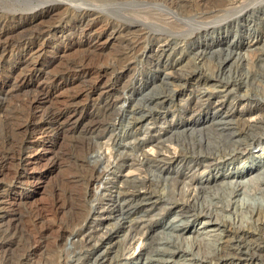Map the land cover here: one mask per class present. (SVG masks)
I'll list each match as a JSON object with an SVG mask.
<instances>
[{
	"label": "rangeland",
	"instance_id": "rangeland-1",
	"mask_svg": "<svg viewBox=\"0 0 264 264\" xmlns=\"http://www.w3.org/2000/svg\"><path fill=\"white\" fill-rule=\"evenodd\" d=\"M64 1L0 0V264H232L217 243L241 237L264 253V2L142 39L113 5L160 0H79L103 8L84 17ZM161 144L168 163L143 159ZM137 177L149 190L120 196Z\"/></svg>",
	"mask_w": 264,
	"mask_h": 264
},
{
	"label": "bare ground",
	"instance_id": "bare-ground-1",
	"mask_svg": "<svg viewBox=\"0 0 264 264\" xmlns=\"http://www.w3.org/2000/svg\"><path fill=\"white\" fill-rule=\"evenodd\" d=\"M78 1L79 0H74V2L73 1L71 2L70 0H65L62 3H59L60 2L59 1L58 4L76 7L80 11L82 17L87 16L90 13L97 11L99 9H103V8H100V6L94 5L95 3H92L94 1L90 2V4H87L83 1H81V4H79L80 2H78ZM75 2L78 3L79 5L78 4L75 5ZM261 2H264V0H221V2L218 3L220 6L219 7L217 6L218 7L217 8L215 6H209L208 2H206V0H160L159 3L158 2H154V3L152 2L149 5H147V3L138 4L137 2H134L135 4L132 3V6L130 8H127V6L124 7L125 5L123 6L121 4L124 2L116 1V4H114L113 6H115L114 9L120 10L121 13H124V14H126L125 12L129 13L128 15L126 14L128 16V19L127 18L126 19L123 18V20H121L122 18L118 19V23L116 22L117 28H119L122 31H126V32L142 31L143 32V38L142 39H145V38L148 39L154 33L152 29H154L155 27L160 28L162 30L169 31V32H173V34L174 33L192 34V33L198 32L200 30H204V28L208 27V25L211 23H216V22H220L222 20L228 19V17H230L232 14L237 13L238 11L244 10L246 7H248V5L259 4ZM50 3H52V1ZM240 4H242V5H240ZM23 6H24V4H23ZM94 14H93V16H94ZM124 14H121V17L125 16ZM90 19H91V16H90ZM85 25H87V24H85ZM165 34H169V33H165ZM138 40H139V38H137V40L134 42H130V45L133 46V44L136 43ZM158 41H161L165 44L167 42V39H166V37H164L163 39H160ZM133 48H135V46L132 47V49ZM225 56H228V54ZM230 56H231V54H230ZM186 72H187V74L194 73L193 71L192 72L186 71ZM166 97H167L166 93L162 92V93H157V95H155V96H150L149 98L153 101H156V100H165ZM124 102H126V100L121 99L120 97H116L112 100L110 105H112L114 107L113 108L114 111L119 113L118 111H120L123 108ZM117 103H120L119 106L117 105ZM130 112L132 114V124H133V128H134L137 126L139 118L135 117V115H134V114H136V109H131ZM98 121L92 122V124L88 127V130L92 135L91 136L92 139L95 138L96 136H98V134L101 131L102 125ZM244 122H246V121H244ZM236 125H237L236 126L237 129H239L238 124H236ZM244 125L245 124L242 123L241 128L244 127ZM136 146H137V143L135 141L132 143L131 146H127V145L121 146L120 143L117 144L115 150H113V152L111 151V154L106 159L107 161L105 160V162H107L106 167L115 168L119 163L123 162V160L125 158H128L130 156L134 158V154L132 153V151H133V149L136 148ZM93 147H95V146H93ZM129 147H131V148H129ZM164 149H165L164 145H162V144L157 145V150L155 151L156 155L153 156L152 158H149L148 154L146 155V153H145V155L143 154V159H146V161H148L150 159L151 160L155 159V161L162 162L163 164L168 163L169 159L166 158V156L163 157V155L161 154L162 151H165ZM220 150H221V147H220ZM93 151H95V150H93ZM104 159H105V154L103 156V154L100 151L96 150L95 155H94V162H93L94 176L91 175L92 184H93V191H94V194H96V195H97V192L102 185L101 180L103 179V175L109 174V173L104 174L105 168L102 166V165H104V164H102ZM237 176H235V177H237ZM147 181L148 180L145 177L126 179L124 182V185L118 190V194L120 196H123V195L124 196H127V195L132 196V195H135V194L141 192V189H143L144 191H148L149 189L147 188V184H146ZM210 223L215 224V222H213V221H210ZM204 225H206L205 222H204L203 226ZM209 227H210V225H209ZM105 232H106V230L103 233H105ZM102 236L104 237L105 235H101V238H102ZM236 239H233V240L231 239L228 241V240H223V238H220V240L218 241L219 243H217L218 246L216 247V250H217L216 253L217 254L215 255V257L218 261L221 259H229V261H231L232 264H236V261L242 260V255L246 254V253L250 254L252 256L254 255L255 257H257L260 260H264V253L257 252V251H259V247H260L259 245L254 246V244H251V243L245 244L244 243L245 240L243 239V237H241L242 240L240 238L238 240H236ZM240 241L242 244L240 243ZM159 260H161V259H159ZM107 261H108V264H114L112 262V260L109 261L107 259ZM149 261H150V259H149Z\"/></svg>",
	"mask_w": 264,
	"mask_h": 264
}]
</instances>
